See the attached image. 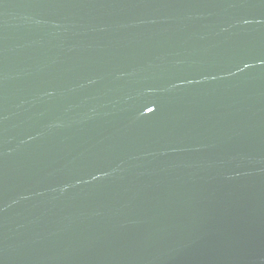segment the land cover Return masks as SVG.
Returning a JSON list of instances; mask_svg holds the SVG:
<instances>
[{"label":"water","instance_id":"obj_1","mask_svg":"<svg viewBox=\"0 0 264 264\" xmlns=\"http://www.w3.org/2000/svg\"><path fill=\"white\" fill-rule=\"evenodd\" d=\"M0 264H264V0H0Z\"/></svg>","mask_w":264,"mask_h":264}]
</instances>
